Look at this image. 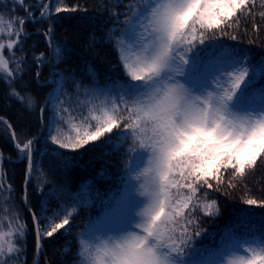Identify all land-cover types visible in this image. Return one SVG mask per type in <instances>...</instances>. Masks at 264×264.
<instances>
[{
	"label": "snow or ice",
	"instance_id": "6c2138e0",
	"mask_svg": "<svg viewBox=\"0 0 264 264\" xmlns=\"http://www.w3.org/2000/svg\"><path fill=\"white\" fill-rule=\"evenodd\" d=\"M61 2L50 0L51 7L43 5L41 19L53 20V13L77 10L56 6ZM256 6L257 0H143L129 5L120 35L113 38L117 29H110L106 36L114 40L126 79L101 87L95 84L92 66L88 75L93 87L77 82L75 74L70 77L78 90L83 88L85 99L56 111L49 123L51 145L75 152L102 138L103 144L129 142L127 154L133 157L134 167L127 171L139 182L136 191L143 198L129 195L126 214L110 230L115 234L93 232L81 238L78 251L70 253L73 264H264V233L251 239L232 236L229 246L211 259H186L194 238L201 235L197 214L213 217L220 212L216 200L208 199V190L221 191L225 176L227 187L234 189L233 181L243 183L258 162L264 164V90L258 96L252 93L256 67L250 69L246 55L224 45H216L220 51L204 71L198 63L199 46L229 35L227 29L233 23L239 25L240 15L254 20ZM259 7L264 9V0ZM114 15L118 20L119 14ZM259 16L264 19V11ZM32 19L30 12L7 21L0 14V35L6 28L9 37H16L6 45L0 43V72L6 73V79L14 73L3 50L20 43L23 25ZM52 31L49 27L45 35L51 37ZM230 38L237 39L235 35ZM53 56L63 61L67 51L56 46ZM260 65L259 75L264 77V60ZM17 71L22 69L17 66ZM61 81L56 82V94L50 93L54 105L64 103L60 101ZM12 95L31 107V97L15 89ZM64 125L70 127L66 130ZM12 138H16L14 131ZM34 140L15 143L20 158L27 161L26 185L36 170ZM59 160L68 166L64 152L59 153ZM6 191L11 193V185ZM23 200L27 204L26 191ZM77 203L63 207L62 219L56 213L43 226L40 221L47 208L32 213L38 252L42 237L66 230ZM243 203L264 208V199L247 197ZM26 227L18 213H12L7 223L0 220V264L19 260L22 249L18 245Z\"/></svg>",
	"mask_w": 264,
	"mask_h": 264
},
{
	"label": "trees",
	"instance_id": "16d2710c",
	"mask_svg": "<svg viewBox=\"0 0 264 264\" xmlns=\"http://www.w3.org/2000/svg\"><path fill=\"white\" fill-rule=\"evenodd\" d=\"M142 3L143 0H62L56 6L77 10L53 13L54 19L48 20L41 19L40 12L45 4L51 7L50 0H9L7 3L0 0V13L4 12L8 18H24L29 12L35 17L23 25L20 43L3 52L14 75L6 79V73L0 72V118H3L0 121V182L4 185L0 188V210H4L0 211V220L7 223L12 213H18L20 221L27 226L18 245L22 254L18 261L14 259L10 264L35 262L33 212L47 208L40 221L43 226L56 213L62 219L63 207L70 206L73 201L78 202L77 212L65 226L66 230L58 231L53 237H42L39 263L73 264L70 253L78 251L81 238L93 232L97 235L113 232L110 230L118 225L128 210L129 195L139 200L136 191L139 182L133 178V173L127 171L134 167L133 157L127 154L129 142H124L122 146L116 140L103 144L102 138L71 152L57 150L51 145L48 133L49 123L56 118V111L61 106L75 107L78 100L85 99L83 88L78 90L70 79L73 74L77 82L88 88L94 86L93 79L88 75L89 66L95 72V84L101 87H113L126 79L114 40L110 42L106 36L110 29H117L112 33L113 38L119 36L125 16L130 14L128 6ZM259 5L260 0H257L254 20L240 15L239 25L233 23L232 28L227 29L229 35L219 36L199 46L198 62L200 71H204L212 56L220 51L216 45H224L241 56L246 55L249 68L257 69L252 86V93L257 96L264 90V77L259 75L260 61L264 60V19L260 18L259 12L264 9ZM114 14H119L118 20ZM49 27L53 29L51 37L45 35ZM25 32L28 35L25 36ZM231 35L237 39L232 40ZM9 39L16 37L13 35ZM2 41L3 38H0V43ZM56 46L67 51L63 61L58 62L53 56ZM17 66L22 71H17ZM208 70H211L210 67ZM61 77H64L62 81ZM57 81L62 83L64 94L60 96V101L64 102L63 105L59 102L54 105L49 98L50 93L53 96L56 94ZM13 89L20 95L31 97V107L12 95ZM47 96L49 101L42 113ZM69 127L64 125L66 130ZM13 131L16 133L15 140L12 138ZM32 138H35L36 170L30 176V183L25 185L27 161L20 158L15 143ZM60 152L68 158V166L59 160ZM233 183L237 187L228 188L225 176L221 191L208 190V199L216 200L220 212L213 217L205 216L203 212L197 214L201 235L194 238L186 259H211L215 253L229 246L232 236L251 239L253 235L264 233V208L243 203L247 197L264 199V164L258 162L257 168L248 173L243 183L238 180ZM9 185L10 194L6 191ZM25 191L30 210L24 206Z\"/></svg>",
	"mask_w": 264,
	"mask_h": 264
},
{
	"label": "rangeland",
	"instance_id": "374dc122",
	"mask_svg": "<svg viewBox=\"0 0 264 264\" xmlns=\"http://www.w3.org/2000/svg\"><path fill=\"white\" fill-rule=\"evenodd\" d=\"M2 2H5V3H7L9 0H1ZM11 1H21V0H11ZM0 14H3L4 15V17H5V20L7 21L9 18L7 17V16H5V13L4 12H1ZM16 29L18 30L19 29V26L17 25L16 26ZM0 38H3V41H2V43H4L5 45L7 44V42H8V39L10 38L8 35H7V29L5 28V31H4V33L2 34V35H0ZM5 49H7L6 47H5ZM5 49L3 50V52L5 51ZM50 98V97H49ZM46 100H48L49 101V99H48V96H47V98H46ZM137 195H138V193H137ZM138 197H139V200H143V198L142 197H140L139 195H138ZM134 214V213H133ZM5 231H7V230H5ZM113 234H115L114 232H107L105 235H113Z\"/></svg>",
	"mask_w": 264,
	"mask_h": 264
},
{
	"label": "water",
	"instance_id": "95a60500",
	"mask_svg": "<svg viewBox=\"0 0 264 264\" xmlns=\"http://www.w3.org/2000/svg\"><path fill=\"white\" fill-rule=\"evenodd\" d=\"M22 34H23V32H21ZM46 101H48V100H46ZM45 106H46V103H45V105L43 106V109H45ZM29 179H30V177H29ZM26 185V184H25ZM25 196V195H24ZM24 206L27 208V210H30L29 208H28V204H25V202H24ZM34 226H35V222H34ZM35 233H36V228H35ZM41 248H42V243H41ZM41 248H40V250H39V252L37 251V248H36V259H35V262H34V264H39L40 263V253H41Z\"/></svg>",
	"mask_w": 264,
	"mask_h": 264
}]
</instances>
